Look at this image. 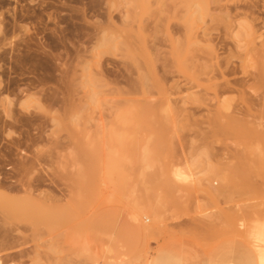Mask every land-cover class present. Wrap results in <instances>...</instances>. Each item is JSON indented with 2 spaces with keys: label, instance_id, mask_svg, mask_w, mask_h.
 Wrapping results in <instances>:
<instances>
[{
  "label": "rangeland",
  "instance_id": "rangeland-1",
  "mask_svg": "<svg viewBox=\"0 0 264 264\" xmlns=\"http://www.w3.org/2000/svg\"><path fill=\"white\" fill-rule=\"evenodd\" d=\"M204 7L0 0V264H264V0Z\"/></svg>",
  "mask_w": 264,
  "mask_h": 264
},
{
  "label": "bare ground",
  "instance_id": "bare-ground-1",
  "mask_svg": "<svg viewBox=\"0 0 264 264\" xmlns=\"http://www.w3.org/2000/svg\"><path fill=\"white\" fill-rule=\"evenodd\" d=\"M125 1V4H127L128 6H130L132 9H134V8H138V7H142L143 9L145 8V0H124ZM211 0H202V3H204V5H205V7H204V11H206V13H208L207 12V10H208V8H207V6H208V3L210 2ZM213 2H216V1H218V0H212ZM223 2V1H222ZM221 2V3H222ZM212 3V2H211ZM219 4V3H218ZM224 5V4H223ZM201 6V5H200ZM200 6H198V7H200ZM226 6V5H225ZM232 6V5H231ZM202 7V6H201ZM221 7V6H220ZM236 7V6H235ZM241 7V6H240ZM203 8V7H202ZM217 8H218V6H217ZM222 8V7H221ZM242 8V7H241ZM245 8V7H244ZM228 9V8H227ZM235 9V8H234ZM233 9V10H234ZM248 9V8H247ZM129 10V9H128ZM142 10V9H141ZM213 10V9H212ZM223 10V9H222ZM262 10H264V9H262ZM225 12V11H224ZM236 12V11H235ZM245 12V11H244ZM250 12L252 13L253 11H251L250 10ZM144 13V12H143ZM221 14V13H220ZM219 14V15H220ZM224 15L226 14V13H223ZM132 16L133 15H136V13H133V14H131ZM206 15V14H205ZM246 15V14H245ZM215 16V15H214ZM243 16H244V14H243ZM134 17V16H133ZM132 17V18H133ZM218 17V16H217ZM228 17H229V14H228ZM239 17V16H238ZM256 17V16H255ZM225 18V17H224ZM245 18V17H244ZM231 18H229V20H230ZM234 19V18H233ZM252 19H254V18H252ZM213 20V19H212ZM249 20V19H248ZM248 20H246V19H244V21L243 22H240V23H238L239 24V27H241V29H243L246 33L248 32V34H254L255 32H256V30H253V28H254V26L253 27H251L252 26V24L254 25V23H252V21H248ZM258 20V19H257ZM250 22V23H249ZM255 22V21H254ZM237 23V22H236ZM257 26V25H256ZM205 29H207V28H205ZM258 29V28H257ZM206 35H207V32H206ZM192 36V35H191ZM260 36V35H259ZM255 37H257V36H255ZM194 38H195V36H194ZM208 38V37H207ZM259 38V37H258ZM193 39V38H192ZM257 39V38H256ZM260 39H262V38H260ZM186 40V39H185ZM198 40V39H197ZM201 40V39H200ZM211 40V39H210ZM255 40V39H254ZM188 41V40H187ZM192 41V40H191ZM209 41V40H208ZM262 41V40H261ZM247 42V41H246ZM177 43V42H176ZM180 43V42H179ZM185 44V43H184ZM252 45V44H251ZM253 45H254V43H253ZM256 45V44H255ZM181 46V45H180ZM179 47V46H178ZM183 47V46H182ZM190 47V46H189ZM192 48V47H191ZM198 50V49H197ZM206 51V50H205ZM262 51H264V50H262ZM258 53V52H257ZM190 54V53H189ZM210 54V53H209ZM212 54V53H211ZM262 54H264V53H262ZM192 55V54H191ZM194 55V54H193ZM213 55V54H212ZM251 55V54H250ZM193 56H191V58H192ZM261 57H262V55H261ZM190 58V59H191ZM202 58V57H201ZM207 58V57H206ZM257 58H259V57H257ZM205 59V58H204ZM262 59H264V58H262ZM193 60V59H192ZM261 60V59H260ZM207 61V60H206ZM211 61V60H210ZM195 62V61H194ZM211 63H212V61H211ZM217 63L218 62H216V65H217ZM207 64V63H206ZM191 65V64H190ZM200 66V65H199ZM223 66V65H222ZM229 66V65H228ZM188 68V67H187ZM186 68V69H187ZM192 68H194V67H192ZM199 69V68H198ZM218 69V68H217ZM225 69V68H224ZM230 69V68H229ZM214 70V69H213ZM188 71V70H187ZM222 71V70H221ZM197 72V71H196ZM195 72V73H196ZM219 73V72H218ZM197 74V73H196ZM212 74H215V73H213L212 72ZM192 75V74H191ZM206 75V74H205ZM209 76H211V75H209ZM208 77V76H207ZM144 78H145V76H144ZM213 78V77H212ZM208 79V78H207ZM210 79V78H209ZM143 81V80H142ZM210 82H211V80H209ZM144 82H145V80H144ZM144 82H143V84H144ZM230 82V81H229ZM218 84V83H217ZM225 84V83H224ZM142 85V84H141ZM212 85V84H211ZM213 86V85H212ZM229 87V86H228ZM144 88V87H143ZM139 106V105H138ZM133 107V108H131L130 110L131 111H138V112H141V113H145V104L143 103V105H141V107ZM250 121V120H249ZM247 123H249V122H247ZM251 124V123H250ZM255 124V123H254ZM256 125V124H255ZM258 125V124H257ZM255 128H256V126H255ZM191 164V163H190ZM232 165V164H231ZM231 165H229V166H231ZM227 166V165H226ZM233 167V166H232ZM186 171H181V170H179L177 173H180V174H177V176L179 177V180H180V178H182V180H188V179H190V176H191V174H192V172H191V167H190V165H186ZM184 168V169H185ZM235 168V167H234ZM237 168V167H236ZM235 168V169H236ZM222 169H223V167H222ZM240 169V168H239ZM233 170V169H232ZM228 171V172H230V173H234L233 171ZM237 170H238V168H237ZM247 170H249L248 168H247ZM247 170H246V172H247ZM214 172V171H213ZM217 172H218V170H217ZM221 172V171H220ZM242 172V171H241ZM250 172V171H249ZM225 173H226V171H225ZM230 173H228V174H230ZM235 173H236V171H235ZM242 173H245V172H242ZM242 173H240V174H242ZM215 174V173H214ZM221 174V173H220ZM227 174V176L225 177V176H223V178H225V180L230 176V178H231V176H234V174H232V175H228ZM239 174V173H238ZM223 175V174H222ZM248 175V174H247ZM221 176V175H220ZM236 177V176H235ZM240 177H242L241 175H240ZM222 178V177H221ZM233 179H234V177H233ZM224 180V179H223ZM227 180H229V178L227 179ZM236 180V179H235ZM234 180V181H235ZM222 181V180H221ZM180 182V181H179ZM187 182V181H186ZM193 182V181H192ZM229 182V181H228ZM231 182H232V180H231ZM156 183V182H155ZM182 183V182H181ZM230 183V182H229ZM185 184V183H184ZM232 184H233V182H232ZM231 184V185H232ZM155 186H157L156 184H154ZM186 185V184H185ZM223 185V184H222ZM152 186H153V184H152ZM180 186H181V184H180ZM189 186V185H188ZM191 186V185H190ZM230 186V185H229ZM151 187V186H150ZM184 187V186H183ZM187 187V186H186ZM227 188V187H226ZM181 189H182V187H181ZM190 189H192V187L191 188H187V190H190ZM182 190H184V188L182 189ZM224 190H225V188H224ZM156 191V190H155ZM154 191V193L155 194H157L158 193V191L157 192H155ZM221 191V190H220ZM153 192V191H152ZM187 192V191H186ZM153 193V194H154ZM223 193V192H222ZM262 193V192H261ZM145 194H147V192L145 193ZM149 195V194H148ZM157 199H159V198H157ZM159 202V201H158ZM163 203V202H162ZM155 205V204H154ZM0 206H1V198H0ZM158 206V205H157ZM156 207V206H155ZM135 214V213H134ZM135 217H136V215H135ZM138 220V219H137ZM262 224V223H261ZM257 226V225H256ZM258 227V226H257ZM256 231V230H255ZM262 231H264V230H262ZM257 233V232H256ZM255 232H254V234H253V236H257V234H256ZM258 235H260L259 234V232H258ZM261 237V236H260ZM262 237H264V236H262ZM256 239H258V238H256ZM260 239V238H259ZM255 240V239H254ZM257 241V240H256ZM261 242V241H260Z\"/></svg>",
  "mask_w": 264,
  "mask_h": 264
}]
</instances>
